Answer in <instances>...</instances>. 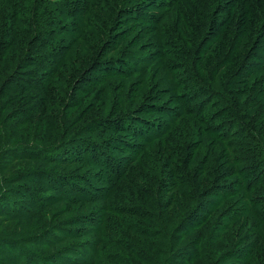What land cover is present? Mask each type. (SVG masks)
<instances>
[{
    "label": "rangeland",
    "instance_id": "374dc122",
    "mask_svg": "<svg viewBox=\"0 0 264 264\" xmlns=\"http://www.w3.org/2000/svg\"><path fill=\"white\" fill-rule=\"evenodd\" d=\"M14 1L0 0L2 40L12 38ZM21 1L30 13L34 5ZM54 1L38 0L37 15ZM63 1L87 11L82 18L61 14L63 26L47 25L65 28L60 40L73 46L43 88L0 96V264L20 256L33 264H264V98L251 99L247 87L240 104H248L234 121L222 115V93L190 81L170 86L183 80L172 65L183 58L166 45L169 33L180 37V15L164 13L161 0ZM147 15L157 22L151 26ZM16 22L23 29V19ZM164 29L166 36L158 32ZM32 32L15 39L7 70L23 57ZM235 90L245 91L240 83ZM147 104L162 111L146 112ZM197 109L204 115L194 117ZM211 114L219 117L208 123ZM209 126L221 141L200 131ZM62 142L55 152L46 147ZM23 148L45 159L17 156ZM52 175L63 180L49 185ZM243 175L253 189H243ZM187 177L189 187L180 184ZM209 187L225 194L193 227L189 216L209 198ZM57 192L62 199L53 198ZM78 192L82 202L73 198ZM234 210L231 222L226 216ZM12 239L13 247L5 245Z\"/></svg>",
    "mask_w": 264,
    "mask_h": 264
},
{
    "label": "trees",
    "instance_id": "16d2710c",
    "mask_svg": "<svg viewBox=\"0 0 264 264\" xmlns=\"http://www.w3.org/2000/svg\"><path fill=\"white\" fill-rule=\"evenodd\" d=\"M28 1L34 5L30 13L28 12L30 7L23 4V1L17 0L13 2L14 10L12 14L15 16V23H10V28L8 30L12 38L9 40L0 39V96L4 93L19 94L27 88H43L45 81L55 72L58 64L65 57L67 54L66 51L72 43L71 40L66 43L60 40L58 30L64 31L65 28L61 27L58 29L54 26L48 28L47 25L52 23V25L58 26V23H60L63 26L65 24V19L61 18V14H65L73 19L75 17L82 18L87 13L85 8L78 11L72 7L71 4H67L66 1L57 0L53 2L54 4L52 3L54 9H45L44 12L37 15L35 6L38 0ZM160 2H163V6H165L164 9L166 10L164 13L174 9L180 15V19H178L177 22L179 30L177 33H179L180 37H176V33L175 36L169 33L173 41L166 42V45L176 49V51L179 50L178 53L183 58L181 64H172L174 66L173 69H182L177 75L180 77L183 75L181 78L183 80L179 81V83L177 82V84L173 81L170 86L177 87L181 83L190 81L191 83L195 82V84H198V88L202 87L206 90V86L213 89L212 91L222 93L218 96L221 97L223 95L224 98L225 112L222 113V115L233 117L235 119L234 121H238L240 111L248 104V100L242 105L240 104V96L246 92L247 87L251 90V99L261 102L259 99L264 98V0H161ZM20 18L24 21L23 24L20 25L24 30L19 28L16 22ZM46 18L47 20H45ZM145 19H150V21L153 20L151 26L158 20L157 17L154 18L152 15H147ZM29 29L33 30V37L23 48V57H21L14 68L7 70L8 66H6L5 60L10 59L13 55L10 51L13 49L15 39H25L24 34ZM158 32L159 34L166 33L165 29ZM164 36H166V34H164ZM181 39L188 40L189 42L191 41L194 43L195 47L186 46ZM41 50L45 52H41ZM188 50L190 51L189 54L187 53ZM187 56L190 57L189 60H186L188 59ZM44 59H46V61ZM220 73V80L216 81ZM260 77H262L261 81L259 80ZM239 83L243 85V90L245 91L235 90ZM182 93H184V91H182ZM189 101H194L192 92L189 95ZM147 105L148 106L144 108L146 112H152L158 107L161 108L162 111V107L159 104H157L155 108H153V106L150 107L149 104ZM201 108L203 109L204 105ZM200 110L199 113L197 111L194 117L199 118L201 115H204ZM141 111L143 110L140 109L136 112ZM188 111L189 110H184L180 112V114H191V112L189 113ZM213 115L207 116L208 123L219 117L215 116V114ZM175 116L176 114H173L171 117H168V123L173 121ZM133 120L137 121V118ZM198 123H200L199 120ZM95 124L97 125L96 122ZM81 131L83 132L84 130ZM200 131L203 132V134L206 133L220 140L219 136L216 135L218 130L213 126L201 129ZM153 138L154 137H151V141ZM137 139H139V137ZM62 144L63 142L53 147H46H48V150L52 149L55 152ZM226 148L229 153L231 149L233 150V147L229 148L228 145ZM28 149L29 148L16 150L20 151L16 153L17 156H30L32 158L45 159L44 156L38 154V151L35 153L25 152L28 151ZM136 149L133 152H135ZM132 157H125L126 164L129 163ZM49 159L50 162L61 164V162L58 163L52 158ZM63 161L62 163H66V158L63 159ZM228 163L233 164L234 161L230 159ZM70 176H72V174H70L69 177ZM49 177L52 178V181L48 183L49 185L63 180L60 178V175H52ZM71 179L81 184L78 178L74 177ZM189 179V177L183 178L180 184L189 187ZM242 179L247 181L246 187L243 189L246 190L247 187L249 190L253 189L254 181L249 178L248 175H243ZM32 183L35 184L37 182ZM73 185L75 187V184ZM216 189L217 187H209L207 192L209 198L202 203L200 202V204L198 203L189 216V219H196L193 227L201 226L208 214H210L212 209L219 203V198H222V194H225L224 192H218L219 189L216 191ZM192 191L197 192V188H194ZM83 194L84 192H78L76 195H73V198H79L76 201L82 202L81 197ZM53 198L62 199L63 196H60V193L57 192V195L55 194ZM47 199L48 197L44 198L43 204ZM71 200L72 198L70 201ZM209 205H211V207ZM14 214L19 215L21 213L18 212ZM226 217L233 222V219L238 217V212L234 210L232 214ZM76 224L80 225L79 223ZM30 240H32V238H30ZM13 241H15V239L6 242L5 245L13 247ZM0 249L3 250L2 247H0ZM22 259V256H20L15 259L11 258L10 261L16 264L17 262L20 264H33L32 261H27L28 258L21 262ZM77 263L80 262H72L69 264Z\"/></svg>",
    "mask_w": 264,
    "mask_h": 264
}]
</instances>
